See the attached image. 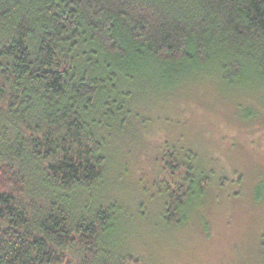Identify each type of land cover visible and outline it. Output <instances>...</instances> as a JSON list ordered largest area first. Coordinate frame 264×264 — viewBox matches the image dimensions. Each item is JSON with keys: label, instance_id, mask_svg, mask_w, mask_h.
<instances>
[{"label": "trees", "instance_id": "16d2710c", "mask_svg": "<svg viewBox=\"0 0 264 264\" xmlns=\"http://www.w3.org/2000/svg\"><path fill=\"white\" fill-rule=\"evenodd\" d=\"M204 71L264 79V0H0V264H140L106 241L121 204L76 196L102 179L109 137L146 122L139 77ZM167 147L177 225L210 175Z\"/></svg>", "mask_w": 264, "mask_h": 264}, {"label": "rangeland", "instance_id": "374dc122", "mask_svg": "<svg viewBox=\"0 0 264 264\" xmlns=\"http://www.w3.org/2000/svg\"><path fill=\"white\" fill-rule=\"evenodd\" d=\"M204 72L179 85L139 77L131 102L146 122L109 137L102 179L76 196L121 204L106 241L140 264H264V79ZM167 143L192 150L210 175L177 225L162 218L161 186L179 178L163 170Z\"/></svg>", "mask_w": 264, "mask_h": 264}]
</instances>
